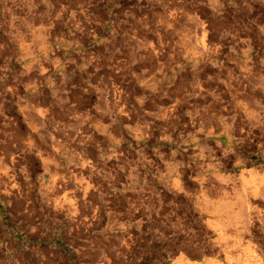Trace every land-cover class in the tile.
<instances>
[{
	"label": "rangeland",
	"instance_id": "374dc122",
	"mask_svg": "<svg viewBox=\"0 0 264 264\" xmlns=\"http://www.w3.org/2000/svg\"><path fill=\"white\" fill-rule=\"evenodd\" d=\"M39 3L0 0L4 79ZM65 12L66 33H93L75 45L89 100L53 134L55 162L0 171L38 226L20 228L28 264H264V0Z\"/></svg>",
	"mask_w": 264,
	"mask_h": 264
},
{
	"label": "crops",
	"instance_id": "0c3cea01",
	"mask_svg": "<svg viewBox=\"0 0 264 264\" xmlns=\"http://www.w3.org/2000/svg\"><path fill=\"white\" fill-rule=\"evenodd\" d=\"M38 1L40 3L34 15L28 12L23 15L25 22L33 26L32 37L28 39L34 48L16 50L13 58L17 63L16 73L5 79L0 75V171L7 173L26 168L35 172L44 163L40 156H46L47 163L55 162V155L50 152L48 145L52 143L53 134L60 132L59 124L73 122L70 112L76 108L72 105L74 101L84 105L89 100L87 95L82 94L83 88L80 87L81 75L75 45L77 40H89L93 33L85 28L74 36L69 35L62 26L65 23L62 13L66 10L72 12L78 4L86 3L104 16L110 6L122 11L129 2L69 0L53 4L49 0ZM52 12L53 17H57L54 21L50 16ZM21 52V58L17 59ZM44 63L51 69H42ZM61 69L67 75L59 84L55 74ZM75 71L79 87H72ZM172 171L174 176L171 183L175 188L181 185V181L175 176L176 169ZM25 203L23 198L0 190V264H28V260L34 258L24 248L26 236L20 230L22 227L25 230L38 227L33 224L31 213H26L28 209L24 207ZM199 217L205 225L216 220L205 213H199Z\"/></svg>",
	"mask_w": 264,
	"mask_h": 264
}]
</instances>
